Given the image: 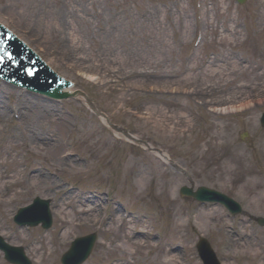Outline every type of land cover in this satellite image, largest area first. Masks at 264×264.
I'll return each instance as SVG.
<instances>
[{"label": "rangeland", "instance_id": "obj_1", "mask_svg": "<svg viewBox=\"0 0 264 264\" xmlns=\"http://www.w3.org/2000/svg\"><path fill=\"white\" fill-rule=\"evenodd\" d=\"M0 21L74 83L43 101L0 80V234L31 264L86 236L80 264H204L200 238L208 264H264V0H0ZM36 198L50 226L20 227Z\"/></svg>", "mask_w": 264, "mask_h": 264}, {"label": "water", "instance_id": "obj_2", "mask_svg": "<svg viewBox=\"0 0 264 264\" xmlns=\"http://www.w3.org/2000/svg\"><path fill=\"white\" fill-rule=\"evenodd\" d=\"M238 1L241 2L243 0H238ZM0 36H2V35L0 34ZM3 37H4V35H3ZM18 37L20 39H22L20 36H18ZM4 40H6V39L4 38ZM13 47H14V49L12 50V53H10V54L12 57H14V59L9 60L8 56L5 59V61L7 63V67H8L7 68V70H8L7 73H9L8 75L13 77L16 80H19L23 83H26V84L32 86V88H36V89H39L41 91H45L46 93H49L52 95H57L56 85H58V83H59L58 78L52 72L46 70L45 67L41 63H39L37 61V59L31 53H29L27 50H25L16 41L13 44ZM30 47L32 48V46H30ZM37 54H38V52H37ZM55 72L58 73V71H55ZM63 77H65V76H63ZM65 78L71 80L68 77H65ZM5 82H7V81H5ZM10 84L15 85L12 83H10ZM24 90L26 92L28 89L24 88ZM30 93H35V92L30 91ZM64 93H65L64 94L65 96L70 97V95H71V93H68L66 91ZM39 95L40 96L43 95V97H42L43 101L55 99V98L49 97L47 95H44L42 93H39ZM263 123H264V121H263ZM182 191L186 192V190L184 188L182 189ZM193 195L195 198H199V199L218 200V201H221V202L227 204L232 211L238 210L237 204L234 201H232L230 198H228L224 194H221V193L214 191V190H211L209 188L200 187V188H198L197 192H195ZM258 220L261 224L264 225V217L259 218ZM198 247H199L200 252H204V253L208 252V253L212 254V252L210 251V247L207 244V242L205 241V239H200Z\"/></svg>", "mask_w": 264, "mask_h": 264}, {"label": "bare ground", "instance_id": "obj_3", "mask_svg": "<svg viewBox=\"0 0 264 264\" xmlns=\"http://www.w3.org/2000/svg\"><path fill=\"white\" fill-rule=\"evenodd\" d=\"M74 2H76V0H74ZM67 2H62V3H60L62 6H63V8H66L67 10L69 9V10H71V6H73V4H66ZM60 9L62 8V7H59ZM62 11H64V10H62ZM61 11V12H62ZM1 22V21H0ZM196 40H198V35H197V37H196ZM66 91H68V92H71L72 90H73V88H66L65 89ZM26 107H31V111H33L34 112V110L36 111V112H44V114H46V115H48V116H50V118L51 119H54L50 114H52V111L51 110H48V111H45L44 109H43V107L42 106H40V105H36V104H32V105H28V104H26L25 105ZM36 107H37V109H36ZM47 112H49V114H47ZM14 113L16 114V113H20V112H17V111H14ZM21 116H23V117H26V118H28V119H31V120H29V122L30 121H32V123L34 124V125H38V124H41V125H44L45 127H47V128H51V127H53V128H55L56 129V131L57 132H59L58 130H59V128L57 127V125L58 124H54L53 122L52 123H50L51 124V126H49V125H47V123H44V122H41V123H39V122H37L39 119H43L44 118V115L43 114H39V115H43V116H39L38 118H36L35 120H33V116L32 115H26V114H24L22 111H21V114H20ZM21 118V117H20ZM29 129V125L26 127V130H28ZM118 134H119V132H118ZM124 138H126V137H124ZM9 139L8 138H5L4 139V142H7ZM5 148L7 149L8 147H4L3 149L5 150ZM30 149V148H29ZM3 152H5V151H2V150H0V153H3ZM55 153H53L52 154V157L53 158H55L56 157V155L55 156H53ZM56 154H58L57 152H56ZM63 155L61 154H59L57 157H56V159H54V160H58L59 158H61ZM35 159H37V158H33V161H35ZM52 159V158H51ZM51 162L53 161V160H50ZM36 162V161H35ZM55 162V161H54ZM14 163H19L17 160L14 162ZM43 168H39L38 170H37V172H38V174H44L45 173V170H42ZM12 170H14L15 172L17 171L16 169H15V167H13L12 168ZM4 178L5 177H7L6 179H4V181L2 182L3 183V187H7V185H11L9 182H13L14 180H17L16 182H17V185L19 184V183H21L22 181L21 180H19V179H14L13 177L14 176H7V175H4L3 176ZM37 174H35L33 177H31V179L32 180H35V179H37ZM30 182V181H29ZM117 209H119V207L117 208ZM116 219H118V217L116 216L115 217ZM98 221H101V220H98ZM97 222V220L96 221H94V223H96ZM126 243H130L128 240H127V242Z\"/></svg>", "mask_w": 264, "mask_h": 264}, {"label": "snow or ice", "instance_id": "obj_4", "mask_svg": "<svg viewBox=\"0 0 264 264\" xmlns=\"http://www.w3.org/2000/svg\"><path fill=\"white\" fill-rule=\"evenodd\" d=\"M5 55L8 56L9 60L14 59V57H12L11 54H8V53L5 52ZM3 58H4L3 55H0V60H3Z\"/></svg>", "mask_w": 264, "mask_h": 264}]
</instances>
